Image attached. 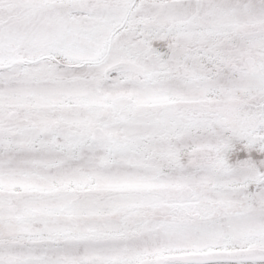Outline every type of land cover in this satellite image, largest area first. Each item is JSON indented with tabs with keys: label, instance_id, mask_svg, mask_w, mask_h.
Masks as SVG:
<instances>
[{
	"label": "snow or ice",
	"instance_id": "snow-or-ice-1",
	"mask_svg": "<svg viewBox=\"0 0 264 264\" xmlns=\"http://www.w3.org/2000/svg\"><path fill=\"white\" fill-rule=\"evenodd\" d=\"M0 264H264V0H0Z\"/></svg>",
	"mask_w": 264,
	"mask_h": 264
}]
</instances>
